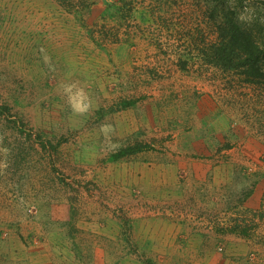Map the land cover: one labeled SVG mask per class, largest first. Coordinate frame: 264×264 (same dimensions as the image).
<instances>
[{"label": "rangeland", "instance_id": "obj_1", "mask_svg": "<svg viewBox=\"0 0 264 264\" xmlns=\"http://www.w3.org/2000/svg\"><path fill=\"white\" fill-rule=\"evenodd\" d=\"M247 3L0 0V264H264V84L211 55Z\"/></svg>", "mask_w": 264, "mask_h": 264}, {"label": "trees", "instance_id": "obj_2", "mask_svg": "<svg viewBox=\"0 0 264 264\" xmlns=\"http://www.w3.org/2000/svg\"><path fill=\"white\" fill-rule=\"evenodd\" d=\"M217 46L212 47V58L223 70L237 71L248 84H264V23L252 26L238 24L230 13L224 14L223 22L217 26ZM9 108L0 107V115ZM147 146L121 150L111 156L116 161L127 153L141 152Z\"/></svg>", "mask_w": 264, "mask_h": 264}, {"label": "clouds", "instance_id": "obj_3", "mask_svg": "<svg viewBox=\"0 0 264 264\" xmlns=\"http://www.w3.org/2000/svg\"><path fill=\"white\" fill-rule=\"evenodd\" d=\"M228 5L230 10L236 12V20L238 23L247 21L249 24L255 18V9L248 6L247 0L242 10L237 9L234 0H228ZM260 22L264 23V16L260 17ZM47 62V61H46ZM66 93H71L72 88L75 87V84L63 86ZM88 97L84 94L83 89L78 90L74 95L69 97V104L73 114L83 115L90 108V102H86ZM111 126L102 125L101 132H105ZM10 149L6 146H3V137L0 136V154L3 155L4 159L0 160V169H6L8 167V156L10 155Z\"/></svg>", "mask_w": 264, "mask_h": 264}]
</instances>
